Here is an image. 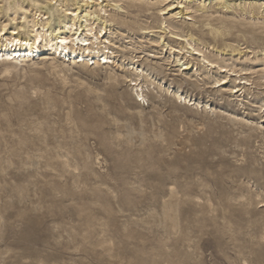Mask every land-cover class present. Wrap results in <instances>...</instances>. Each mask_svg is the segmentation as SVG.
Listing matches in <instances>:
<instances>
[{"label":"rangeland","instance_id":"1","mask_svg":"<svg viewBox=\"0 0 264 264\" xmlns=\"http://www.w3.org/2000/svg\"><path fill=\"white\" fill-rule=\"evenodd\" d=\"M193 1L93 7L96 64L0 58V264H264V0Z\"/></svg>","mask_w":264,"mask_h":264},{"label":"bare ground","instance_id":"2","mask_svg":"<svg viewBox=\"0 0 264 264\" xmlns=\"http://www.w3.org/2000/svg\"><path fill=\"white\" fill-rule=\"evenodd\" d=\"M21 1H22V3H24L25 1L29 2V3L33 4V6H35V8H37L38 10H44V12L46 14H49V13L53 12L54 6L56 4L59 3L61 6L63 1H65V0H43L45 3H42L41 0H21ZM68 1L69 0H66V3H65L66 4L65 5V7H66L65 12L67 13V15H71L73 18H71L68 22L64 23L61 27L55 28L53 31H51V33H49L50 29H52V28H49L50 26L48 27L49 23L44 22V20L49 19L48 17L45 16L46 14H44L42 16V18L40 19L41 22H39V21H38L39 23L33 22V24H32L33 34L28 39L23 38V36L20 35V32H17V31H14L12 36L9 39H5L4 38L5 35L3 34V32H1L2 31L1 30L0 31L1 32L0 33V40H2V43H0V58L3 59V61H5V62H11V60L17 58V60H15L14 62L26 63L29 59H31L30 57L39 56L40 46L42 44H45L51 50V52L54 55H58L60 58L62 57L63 59H66L68 61L71 60V61L76 62V63H79V61H80L82 63L90 62L91 64H96V62L93 63L95 58L90 56L91 53L93 52V49L90 47L89 42H88V40H89L88 35L92 36V38H95L96 41L99 40V37L95 36V34L93 33L94 28L91 27L92 23L90 24V21L95 20V18H96L95 16H94L95 18L93 17V14L95 15L96 12H92V8L96 7L97 10H95V11L100 12V13H104V15H105L107 13L106 8H114V10L121 9V7H120L121 5H119V3H118L121 0H117V1H115V0H81L82 2H84L83 5L75 8L74 10H71L69 8ZM72 1L78 2L80 0H72ZM221 1H223V0H221ZM196 2H198V1L196 0ZM172 5H173V3H172ZM179 5H180V3H179ZM223 5H222V8H224V7L226 8V6H223ZM19 8L23 11L24 10L28 11V9L23 8V4L19 5ZM169 8H171V7H169ZM226 10H229V9H226ZM183 14L185 15V13H183ZM81 15H83V16H81ZM39 16H41V14H39ZM44 17H46V18H44ZM42 19H44V20H42ZM97 19H99V18H97ZM76 20H78V22H76ZM101 22H103V21H101ZM73 30H75L76 33L71 34V32ZM102 30H106V27L103 28ZM188 40H190V39H188ZM92 41H94V40H92ZM70 43L73 46H70ZM79 45H81L82 48L85 45L86 46L83 49L82 48L75 49V47L79 46ZM100 57H103L104 60L108 59V57L105 55L100 56ZM20 59H22V60H20ZM106 62H108V60H106ZM181 101H182V99H181Z\"/></svg>","mask_w":264,"mask_h":264}]
</instances>
